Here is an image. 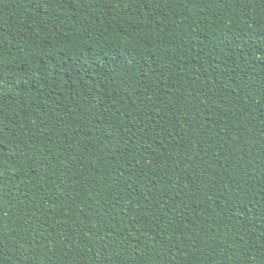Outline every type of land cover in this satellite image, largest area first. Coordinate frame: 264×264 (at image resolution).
I'll return each instance as SVG.
<instances>
[{"label":"trees","instance_id":"1","mask_svg":"<svg viewBox=\"0 0 264 264\" xmlns=\"http://www.w3.org/2000/svg\"><path fill=\"white\" fill-rule=\"evenodd\" d=\"M0 264H264V0H0Z\"/></svg>","mask_w":264,"mask_h":264}]
</instances>
